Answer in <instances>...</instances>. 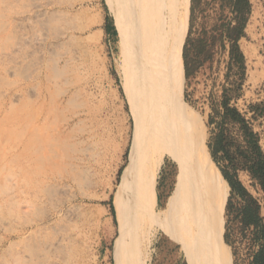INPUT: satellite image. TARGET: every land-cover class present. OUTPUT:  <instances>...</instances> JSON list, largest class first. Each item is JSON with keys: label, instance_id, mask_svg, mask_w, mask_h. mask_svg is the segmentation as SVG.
I'll use <instances>...</instances> for the list:
<instances>
[{"label": "rangeland", "instance_id": "obj_1", "mask_svg": "<svg viewBox=\"0 0 264 264\" xmlns=\"http://www.w3.org/2000/svg\"><path fill=\"white\" fill-rule=\"evenodd\" d=\"M249 1L241 109L264 103V0ZM215 9L197 16L195 30L212 28ZM121 25L106 0H0V264H233L223 241L230 190L189 144L206 139L207 96L224 83L228 56L218 48L190 87L183 73L163 114L165 156L155 188L139 192L141 222L125 207L127 186L118 220L133 128L118 70ZM246 50L256 51L251 62ZM186 89L194 104L184 116ZM257 123L264 148V118ZM239 179L261 199L245 173ZM235 246L242 258L245 243Z\"/></svg>", "mask_w": 264, "mask_h": 264}, {"label": "trees", "instance_id": "obj_2", "mask_svg": "<svg viewBox=\"0 0 264 264\" xmlns=\"http://www.w3.org/2000/svg\"><path fill=\"white\" fill-rule=\"evenodd\" d=\"M209 7L216 8L215 24L209 30L203 27L195 30L197 16ZM188 13L189 27L181 49L184 71L178 68L179 83L183 84L185 78L190 87V80L197 76L203 64L212 60L215 48L228 56L224 83L218 93L210 91L207 96L206 139L198 143L193 138L189 142L192 157L198 161L206 154L207 171L216 175L230 190L225 205L223 241L232 250L233 264H264V148L262 134L257 130V122L264 118V103H251L246 109L238 106L246 75L245 57L239 41L245 37L251 4L249 0H189ZM191 95L186 89L184 116L187 106L192 108L194 104ZM240 173L249 177L261 199L255 198L243 185ZM200 190L207 204L211 189L203 184ZM237 242L246 245L242 258L235 246Z\"/></svg>", "mask_w": 264, "mask_h": 264}, {"label": "bare ground", "instance_id": "obj_3", "mask_svg": "<svg viewBox=\"0 0 264 264\" xmlns=\"http://www.w3.org/2000/svg\"><path fill=\"white\" fill-rule=\"evenodd\" d=\"M106 2L125 26L121 25L120 30L126 41V53L122 57L124 65L119 64L118 70L133 120L128 163L114 194V206L120 220L118 197L127 186L130 191L125 207L135 212L137 223L141 222L146 203L142 200L139 204V192L155 188L165 156L163 114L166 115L179 84L178 63L188 0H142L140 9L134 0ZM245 55L251 62L256 51L246 50Z\"/></svg>", "mask_w": 264, "mask_h": 264}]
</instances>
